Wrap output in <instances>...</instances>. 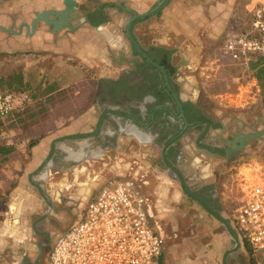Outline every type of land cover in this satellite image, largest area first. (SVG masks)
I'll use <instances>...</instances> for the list:
<instances>
[{"label":"crops","instance_id":"crops-1","mask_svg":"<svg viewBox=\"0 0 264 264\" xmlns=\"http://www.w3.org/2000/svg\"><path fill=\"white\" fill-rule=\"evenodd\" d=\"M75 1L69 26L54 29L40 20L30 30L26 24L38 12L63 9V0H0V93L38 95L24 115L11 116L0 129L2 136L7 130L0 154V264L34 258L47 234L58 235L80 219L106 179L138 159L154 174L148 182L166 225L161 264H254L233 215L240 190L264 176V134L247 140L240 153L228 156L226 150L238 134L264 128L260 87L237 97L256 77L245 70L228 75L237 82L225 89L230 98L216 104L177 76L183 96L212 122L206 131L185 126L172 116L175 108L135 90L146 83L143 73L157 80L159 69L137 51L127 23L160 0ZM231 2L169 0L134 18L131 35L156 63L164 50L171 61L197 64L194 42L225 29ZM170 126L185 131L174 140ZM106 137L111 144H100ZM133 137L143 150L131 158ZM107 153L111 168L100 162ZM68 203L76 217L56 228L54 217Z\"/></svg>","mask_w":264,"mask_h":264},{"label":"built area","instance_id":"built-area-1","mask_svg":"<svg viewBox=\"0 0 264 264\" xmlns=\"http://www.w3.org/2000/svg\"><path fill=\"white\" fill-rule=\"evenodd\" d=\"M249 13L248 28L225 35L222 45L228 63L242 69L264 56V0ZM31 102L26 90L1 92L0 119ZM1 148L0 131V154ZM242 191L233 223L252 250L264 249V176ZM151 216L150 200L137 177H109L88 200L81 218L57 235L46 264H161L164 238L150 224Z\"/></svg>","mask_w":264,"mask_h":264},{"label":"rangeland","instance_id":"rangeland-1","mask_svg":"<svg viewBox=\"0 0 264 264\" xmlns=\"http://www.w3.org/2000/svg\"><path fill=\"white\" fill-rule=\"evenodd\" d=\"M257 1L258 0H232L231 3H228L229 5H231L232 9H231V15L229 16L228 19L229 23H227L225 29L217 32V34L213 37H207L204 34H202L201 37L197 38L196 42H194L195 52L201 55V58L199 62H197L196 67L191 71L192 74L187 75L186 78L187 80H189L191 88L195 85L196 86L198 85L199 86L198 88L201 90L202 93H204L206 99L212 100L216 104H218L219 100L225 101L226 99L225 97L230 98L225 93V89L229 88L227 86L229 84L235 85L237 80H234L229 76L231 74H236V73L240 74L241 72L244 71V69L240 67L232 66L228 63L226 57L227 55L222 51V45L225 39V35L227 36L230 34L233 35L245 28H248L247 27L248 21L250 19L249 11ZM213 24H216V22H214ZM247 72H249L250 75L249 77L253 78L254 74L252 73V71H244V73ZM252 80L255 81V79ZM259 87L260 85L257 81L251 82L250 80L246 86L239 88L240 96L237 97L238 98L242 97L246 93H250L251 89L255 91ZM260 95L264 103V98L262 97L264 96V93L261 92V87H260ZM33 98L34 97H32V101ZM28 106L21 111L14 110L7 117L1 118L0 129L2 128L1 125L7 124L11 116L17 114L24 115ZM3 128H4L5 137L2 136L1 133L2 141L4 138H7L6 137L7 130L5 129V126ZM171 129L172 128H170V130ZM105 139L109 141L103 142L101 140L100 144H111L110 143L111 139H108L107 137ZM142 150H143L142 145L139 142H137L136 139L133 137L131 142V152H132L131 158L140 155ZM100 162L103 166L108 165L111 168V153L110 154L107 153L104 156L103 160H101ZM147 175H148L147 176L148 179H150V177L151 178L154 177V174H151V172H148ZM151 186L152 184L148 182V184L145 186L144 189L145 193L150 196V200H151L150 202L152 206V216L149 221L153 228L161 231L162 234L165 235L164 234L165 232L164 228L166 226L165 221L161 216H159V211L157 210L158 208L155 206L156 199H154L155 197H153L154 194L151 191ZM240 191L241 194L243 195V191L242 190ZM74 209H75L74 203H68L62 209H60L58 211L57 216L54 217V220L56 221L55 227L59 228L60 226H67L70 223L71 218L76 217V212ZM243 236L246 237L244 232H243ZM251 255L254 264H264V249H259L255 251L251 249Z\"/></svg>","mask_w":264,"mask_h":264},{"label":"flooded vegetation","instance_id":"flooded-vegetation-1","mask_svg":"<svg viewBox=\"0 0 264 264\" xmlns=\"http://www.w3.org/2000/svg\"><path fill=\"white\" fill-rule=\"evenodd\" d=\"M164 52L165 51H161L159 54L161 60L157 64L160 66V68H158L159 70L157 73L155 72L158 75V79L156 80L153 76L150 77V75L147 73H143L146 83H143L140 88L135 87V90H140L141 93L148 91L157 97V101L163 102V104H165L164 106H171L175 108V110L172 109L171 111L172 116L175 118V120H180L185 123V126L203 125L205 127L204 131H206V128L211 125V123L209 124L208 122L210 118L208 117L206 111L196 106L187 95L185 97L183 96L181 93L183 81L177 80V76L186 77L189 74L191 75V71L196 67V63L194 64L193 62H190L187 64L186 62L178 63L176 60L171 61L170 52L168 59L169 64L165 66L163 64L165 58V55L163 54ZM187 85L190 86V84ZM108 86L111 94V82ZM156 89L158 90L157 93L154 91ZM135 95L138 97L137 94ZM128 115L131 117L133 122L139 121L136 114L132 113V111ZM100 124L101 123H99V126ZM170 128L172 127L170 126ZM182 129L183 128L178 129L176 126H174L171 130H169L168 134H171L172 138L176 140L184 133L185 129H183V131ZM203 141H207L206 137L203 138ZM148 172L149 170L144 167V165H141V160L138 159V162L134 161L124 174L117 176L137 177L138 181L141 183L143 193L148 196L150 200V196L147 195L144 190L149 181L147 178ZM56 237L57 235L52 237L51 235L47 234V236L40 242L34 258L24 255L21 264H46L49 251Z\"/></svg>","mask_w":264,"mask_h":264},{"label":"water","instance_id":"water-1","mask_svg":"<svg viewBox=\"0 0 264 264\" xmlns=\"http://www.w3.org/2000/svg\"><path fill=\"white\" fill-rule=\"evenodd\" d=\"M169 0H160L157 5L149 10L146 13L134 15L127 23L126 31L129 36V39L137 49V51L144 56L149 62H151L153 65H155L157 68H160V66L154 62L147 53L136 43V41L133 39L131 35V22L134 18L143 17L146 15L153 14L157 12L161 7H163ZM63 3L65 7L63 9L58 10H47V11H41L36 14V17L31 21L30 24H26V27H28L30 30H33L35 25L40 21L43 20L46 23L50 24L54 29L61 28L64 25L69 26V21L67 19V16L71 14L74 10V7L77 6V2L75 0H63ZM52 16V17H51ZM264 134V128L261 131L257 132H249L244 134H238L235 139L231 142L232 147L230 149L226 150V154L228 156H231L233 153H240L243 148L246 146L247 140H249L252 137H258L260 135Z\"/></svg>","mask_w":264,"mask_h":264},{"label":"trees","instance_id":"trees-1","mask_svg":"<svg viewBox=\"0 0 264 264\" xmlns=\"http://www.w3.org/2000/svg\"><path fill=\"white\" fill-rule=\"evenodd\" d=\"M164 51V50H162ZM165 55L163 64L165 66H167L169 64L168 59H169V51H165L163 53ZM245 71H252V73L254 74V76L257 79V82L259 83L260 87H261V92L264 93V56L262 58H257L255 60H253L246 69H244ZM21 90V89H19ZM12 91H17V90H12ZM30 95L32 97H34L35 95L29 91ZM209 124L212 122L210 120H208ZM2 150V148H1Z\"/></svg>","mask_w":264,"mask_h":264}]
</instances>
